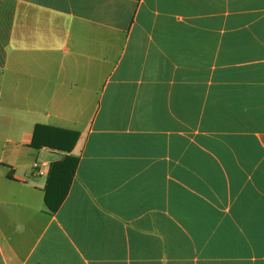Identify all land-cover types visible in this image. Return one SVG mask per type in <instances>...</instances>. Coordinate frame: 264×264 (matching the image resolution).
I'll return each mask as SVG.
<instances>
[{"label": "crops", "instance_id": "1", "mask_svg": "<svg viewBox=\"0 0 264 264\" xmlns=\"http://www.w3.org/2000/svg\"><path fill=\"white\" fill-rule=\"evenodd\" d=\"M0 264H264V0H0Z\"/></svg>", "mask_w": 264, "mask_h": 264}, {"label": "trees", "instance_id": "2", "mask_svg": "<svg viewBox=\"0 0 264 264\" xmlns=\"http://www.w3.org/2000/svg\"><path fill=\"white\" fill-rule=\"evenodd\" d=\"M51 131H56V129H53V128H50L44 125H37L34 131L32 147L36 149H39L41 147H48L54 150H61L64 152H70L74 148L77 138H78V134L75 132L62 131L66 135H69L67 136V139H68L67 146L55 145L48 140H44V138L41 139L42 141L39 140L40 137H42L45 134L50 133ZM47 136L49 138V135ZM76 165H77V160L71 157H66L64 158L63 161L53 164L52 169H51L52 176H53V173H55V171H59V172H58L57 180L51 179V176H50L49 181H48V186L46 188V196H45L46 206L52 212L57 211L62 201L64 200L66 192L70 185L72 176L75 172ZM60 189L62 190L60 198L57 200H53V198H51L52 197L51 192L56 191V190L59 191Z\"/></svg>", "mask_w": 264, "mask_h": 264}, {"label": "built area", "instance_id": "3", "mask_svg": "<svg viewBox=\"0 0 264 264\" xmlns=\"http://www.w3.org/2000/svg\"><path fill=\"white\" fill-rule=\"evenodd\" d=\"M35 166L37 167V164Z\"/></svg>", "mask_w": 264, "mask_h": 264}]
</instances>
